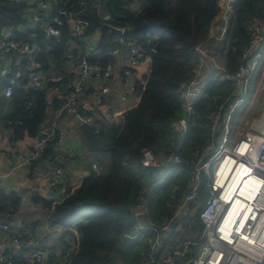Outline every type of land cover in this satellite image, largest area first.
I'll return each instance as SVG.
<instances>
[{"label": "built area", "instance_id": "1", "mask_svg": "<svg viewBox=\"0 0 264 264\" xmlns=\"http://www.w3.org/2000/svg\"><path fill=\"white\" fill-rule=\"evenodd\" d=\"M20 1L26 3L23 21L15 26L0 27V61H3L0 74L7 76L4 84L0 80V96L9 97L25 77L29 86L44 90L45 117L29 145L0 146V188L4 187L8 175L25 170L33 178L45 175L44 195L58 197L64 193L67 177L73 176L74 171L85 163L99 170L97 160L80 142L70 149L71 137L78 138L76 129L82 124L98 132L104 120V114L99 115L100 108L122 104L128 96L136 94L142 70L138 55L140 47L134 40L122 37L124 28L117 27L120 34L117 45L105 52L110 58L102 63L95 60L100 50L95 47L94 38L83 36L82 50L73 43L62 49L61 59L66 63L64 71L44 73L38 70L36 59L39 44L25 38L24 34L39 27L46 38L58 39L64 25L71 30L77 29L79 19L68 8H84L86 1ZM234 1L217 0L218 10L209 22L207 37L195 46L197 61L192 77L178 86L177 94L183 111L191 114L208 81H227L229 91L206 113L208 137L192 161L187 184L173 215L156 223L149 215L145 196L138 195L130 215L134 233L123 236L134 237L144 232L147 246L142 247L139 264H264V98L262 111H257L260 93H264V66L251 90L249 83V75L264 46V16L251 21L249 41L240 64L234 72H228L226 55L236 18ZM91 5L99 9L97 0H91ZM129 5L135 10L139 3L132 0ZM151 43L152 40L147 38L148 51L153 50ZM74 51H82V54L74 55ZM116 72L120 75L118 81L114 80ZM65 73L71 77L65 78ZM246 95L249 98L245 101ZM245 114L246 118L254 117L231 141L232 127H236V121ZM6 123L11 122L7 120ZM170 126L178 132V140L159 155L149 148H142L141 165L153 168L180 163L178 150L188 122L185 116H178L171 119ZM50 144L51 154L38 159ZM223 156L236 159L244 174L257 182L248 189L250 198L242 221L234 228L233 222L229 228L220 231V223L231 206L225 198V186L222 188L216 182L215 168ZM202 187L206 191L204 200L198 197ZM17 192L19 204L27 203V194L21 190ZM196 212L201 227L195 229L188 224L183 228L184 222L180 219ZM12 221L17 222L15 226ZM56 228L43 237L31 222L21 223L0 216V231L6 233L0 236V264H62L70 247L65 251L57 247L45 249L39 243L43 240V244L58 246L60 229ZM14 259L17 262H13ZM115 264H121L120 260L117 259Z\"/></svg>", "mask_w": 264, "mask_h": 264}, {"label": "trees", "instance_id": "2", "mask_svg": "<svg viewBox=\"0 0 264 264\" xmlns=\"http://www.w3.org/2000/svg\"><path fill=\"white\" fill-rule=\"evenodd\" d=\"M85 1L84 8H68L79 19L77 29L64 25L58 39L46 38L39 27L24 34L39 44L38 70L64 71L62 49L73 43L82 50L83 36L94 38L95 47L100 50L95 60L104 63L110 58L105 52L117 45L120 36L109 30L108 25L124 28L121 36L137 42L139 59L142 63L145 60L139 74L137 102L117 114L109 112L98 132L89 125L77 126L80 143L97 160L99 170L86 163L77 170L76 179L67 177L61 196L47 198L44 190H39L40 193L31 190L30 201L44 212L46 228L59 227L61 250L70 247L62 264H115L118 258L121 264H132L137 257L131 252L147 246L144 232L134 237L123 236L134 233L130 215L138 195L145 196L149 215L156 223L173 215L188 180H182V187L173 190V197L168 188L179 178L178 170L181 174L190 172L193 159L208 137L206 113L229 91L227 81H208L191 114L183 111L177 94L178 86L192 77L197 61L195 46L206 39L218 4L217 0H137L139 6L133 10L129 5L132 0H97L99 9L91 5V0ZM25 5L20 0H0V27L21 23ZM234 5L236 18L226 55L228 72H234L240 64L249 41L251 21L264 16V0H235ZM105 15L108 17L104 18ZM147 38L152 40V51H148ZM81 54L82 51H74V55ZM69 77L71 74L65 73V78ZM0 80L4 84L7 76L0 74ZM178 116H185L188 122L178 150L180 163L153 168L141 165L142 148L159 155L178 140V132L170 126L171 119ZM44 117V90L29 86L25 77L9 97L0 96V126L10 131V141L34 137ZM7 120L11 123L7 124ZM51 147L48 145L38 159L51 154ZM144 182L152 188L144 191ZM203 188L198 194L201 200L206 197ZM19 206L16 190L0 188V215H13ZM30 220L34 226L39 221L36 217ZM180 220L195 229L201 227L197 212Z\"/></svg>", "mask_w": 264, "mask_h": 264}, {"label": "crops", "instance_id": "3", "mask_svg": "<svg viewBox=\"0 0 264 264\" xmlns=\"http://www.w3.org/2000/svg\"><path fill=\"white\" fill-rule=\"evenodd\" d=\"M144 62H145V60H144ZM119 78H120V75L118 72H116L114 80L118 81ZM136 102H137V94H131L130 96H128L127 100L122 104L120 103V104H117V105L112 106V107L100 108L99 115L101 113H103L104 114L103 117L105 119L106 116L110 115L109 112L110 113L113 112V113L117 114L123 110L129 109V108L135 106ZM243 117H242V119H243ZM9 138H10V131L5 127L0 126V146H4L5 144H8V145L16 144L19 147H25L32 142L31 137H28V136H24L22 139H19L16 141H10ZM77 142H80V140L78 138L71 137L70 149L75 148L77 145ZM77 172L78 171L75 170L73 173V176H68V178L72 177V178L76 179L78 177ZM45 181H46L45 175H42L41 178H35V177L33 178L30 175H28V173L25 170H22V171L18 170V171H15L13 174L8 175L5 179L3 188L5 190L12 189V190H16V191H19V190L23 191L24 193L27 194L28 202L25 204H22V205L20 204L17 213H15L13 215L6 214V215H0V216L6 220H19V222H21V223L31 222L30 218L36 217L39 221H38V224L35 226H36L37 230L39 229V231H41V233H42L41 235L43 237L45 236V234L53 231L54 230L53 228L52 229L46 228V225L44 223V218H43L44 212L41 210L40 206L38 204H34L30 201L31 190L36 191L37 193H40L39 190H44L46 192V187L44 186ZM22 207H29V209L27 208L28 212L21 213L20 208H22ZM36 210H38V211H36ZM26 218H27V220H26ZM56 229H58V228H56ZM5 235H6V233L0 231V236H5ZM39 243H42L41 245L45 249H49L52 247H57V248L61 249V246H59V245L58 246H52V245L43 244V240H40Z\"/></svg>", "mask_w": 264, "mask_h": 264}, {"label": "bare ground", "instance_id": "4", "mask_svg": "<svg viewBox=\"0 0 264 264\" xmlns=\"http://www.w3.org/2000/svg\"><path fill=\"white\" fill-rule=\"evenodd\" d=\"M215 172L216 182L222 188L225 186V198L231 202V206L219 226V230L223 231L229 228L233 222L232 227L234 228L236 224L242 221L250 198L248 189L257 180L244 174L241 163L236 159L233 160L230 156L222 157L215 168Z\"/></svg>", "mask_w": 264, "mask_h": 264}, {"label": "rangeland", "instance_id": "5", "mask_svg": "<svg viewBox=\"0 0 264 264\" xmlns=\"http://www.w3.org/2000/svg\"><path fill=\"white\" fill-rule=\"evenodd\" d=\"M260 53H261V56L259 58V61L253 66L252 71H251V73L249 75V79L251 80V82H250V86H251L250 90L255 87L256 82H257V80L259 78V74H260V72H261V70L263 69V66H264V46L261 49ZM144 64H145V62H143L141 64V68H143L145 66ZM0 67H3V61H0ZM248 98H249V95H246L245 96V101ZM263 98H264V93L261 92L260 93V100H259V103L257 104V111H258V113L260 111H262V108H263V106H262ZM243 116H244L243 119L241 118V119L238 120V122L236 121L237 131L235 130L236 127H234V126L232 127L233 128V136H231V138H230L231 141L236 138L237 133L239 135V134H241L243 132V130L246 128V126L250 123L251 119L254 117L253 115H250V116H248L246 118V114L243 115ZM255 117H257V116H255ZM238 131H241V132H238ZM177 173H178V177L179 178L178 179L175 178L173 180V185L168 188L170 190V193H172L171 194V197H173V190L175 188L182 187V185H181L182 180H184V179H186V181L188 180V175H189L190 172L188 174H187V172L185 174H181V170H178ZM175 184H176V186H175ZM150 188H152V185H150V183H148V182H144V191H146V190L148 191ZM27 208L29 209V207H22V208H20V212L21 213L28 212L27 211ZM36 211H38V210H36ZM26 220H27V218H26ZM181 225H182L183 228L184 227L187 228L188 223L187 222H184ZM142 247L141 248L140 247H137V248L135 247L136 250H134V251L131 252L132 256L134 255V257L135 256L137 257L135 260L132 261V264H139L140 263L139 257H142L143 256ZM144 251H145V249H144Z\"/></svg>", "mask_w": 264, "mask_h": 264}, {"label": "water", "instance_id": "6", "mask_svg": "<svg viewBox=\"0 0 264 264\" xmlns=\"http://www.w3.org/2000/svg\"><path fill=\"white\" fill-rule=\"evenodd\" d=\"M107 17H108L107 15L104 16V18H107ZM108 27H109V30H111V31H115V32L119 31V28H117V27H114V26H111V25H108ZM16 223H17L16 221H12L11 222V224L14 225V226L16 225Z\"/></svg>", "mask_w": 264, "mask_h": 264}]
</instances>
